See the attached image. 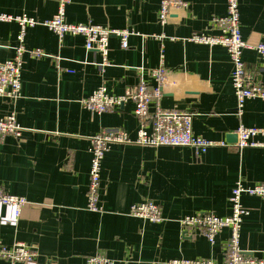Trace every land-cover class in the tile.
Here are the masks:
<instances>
[{
    "label": "crops",
    "instance_id": "obj_1",
    "mask_svg": "<svg viewBox=\"0 0 264 264\" xmlns=\"http://www.w3.org/2000/svg\"><path fill=\"white\" fill-rule=\"evenodd\" d=\"M167 23L159 19L161 0H71L66 20L93 22L137 34L123 48L112 36L108 64L86 50L82 36L62 39L43 25L29 27L27 49L48 56H23L21 96L0 98V118L14 112L26 131L21 138L0 140V189L24 196L28 204L16 218L0 205V248L17 241L37 250L30 262L17 264H86L104 253L116 264H167L172 259H225L230 230L210 243L184 234L181 219L202 212L229 216L232 189L264 182V147L238 148L240 125L264 127V99L249 98L239 110L231 83L233 64L222 45L191 40L195 33L217 34L211 20L227 14V0H184ZM55 0H0V13L27 14L44 21L57 13ZM243 38L264 41V0H239ZM17 22L0 20V61L12 59L19 45ZM154 36H164L162 39ZM243 59L253 81L264 87V60L256 50ZM164 68L166 81L157 108L192 112L196 135L228 146H213L197 155L192 148L114 144L101 172V210L87 209L93 138L120 128L136 138L141 121L134 115L132 94L141 76L152 85L153 70ZM104 84L108 92L127 98L101 114L83 100ZM152 128V120L145 122ZM152 200L162 207L164 221L151 222L129 214L133 204ZM249 210L241 230L243 252L264 259V200L244 195ZM0 264H9L0 258Z\"/></svg>",
    "mask_w": 264,
    "mask_h": 264
},
{
    "label": "built area",
    "instance_id": "obj_2",
    "mask_svg": "<svg viewBox=\"0 0 264 264\" xmlns=\"http://www.w3.org/2000/svg\"><path fill=\"white\" fill-rule=\"evenodd\" d=\"M58 3L57 13L52 18L40 21L27 14L13 16L0 13L1 21L17 22L20 26L18 36L19 45L15 48V56L6 61H0V98L16 100L21 96L23 56L28 53L33 57L48 56L41 49L30 50L25 46L27 29L37 25H43L52 30L59 39L67 34L82 36L85 40V48L97 51L103 56V62L99 66L108 64L109 43L112 36L120 38L123 48H128L129 38L137 34L131 29H111L93 22L70 23L66 20L67 6L71 0H55ZM186 5L184 0H161L159 19L162 25L167 23L171 12L175 8ZM213 29L217 34L195 33L191 40L196 43L210 46L222 45L230 55L233 64L231 83L235 90L238 109L240 110L247 99H264V87L261 82L253 81L247 73L246 63L243 59L245 50H256L264 60V41L258 44H250L242 35L239 0H227V14L222 17H214L211 20ZM162 39L164 36H154ZM152 77L156 85L150 84L142 76L139 84L132 94L134 102V115L141 121V127L136 138H132L128 132L120 128L105 129L92 140L90 180L87 190V209L98 212L101 210V172L102 161L106 152L114 144H139L144 146H170L192 148L197 155L206 153L213 146H228L225 141L217 142L198 136L193 131V113L184 111H168L157 108L150 115V104L159 101L162 96L166 73L164 68L153 70ZM127 98L115 96L108 92L102 84L89 97L82 102L83 106L93 113L101 114L120 107ZM152 120V128L145 125L146 120ZM26 129L17 120V115L12 112L0 118V140L6 136L21 138ZM238 141L236 146L240 149L247 147H264V127H247L240 125L237 130ZM244 195L259 197L264 200V182L254 185H245L238 181L231 193L232 212L229 216H218L211 212H202L181 219L184 234L198 235L206 238L210 243H215L217 236L225 229L230 230L229 241L225 259L217 263L210 259H172L167 264H264V259L257 258L253 254L243 252L240 247L241 230L244 218L249 210L243 205ZM24 196L6 193L0 189V205L10 206L14 209L16 218L21 216L23 208L28 204ZM129 214L151 222H163L162 207L152 200H145L130 207ZM38 255L37 250L28 244L17 241L12 247H1L0 258L6 259L9 264H17L20 261L30 262ZM86 264H116L104 253L89 256Z\"/></svg>",
    "mask_w": 264,
    "mask_h": 264
}]
</instances>
